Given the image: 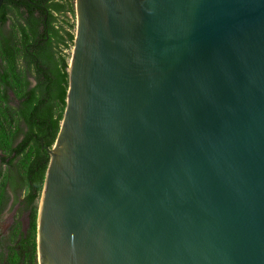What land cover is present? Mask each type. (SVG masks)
<instances>
[{"label": "water", "instance_id": "1", "mask_svg": "<svg viewBox=\"0 0 264 264\" xmlns=\"http://www.w3.org/2000/svg\"><path fill=\"white\" fill-rule=\"evenodd\" d=\"M74 7L38 264H264V0Z\"/></svg>", "mask_w": 264, "mask_h": 264}, {"label": "trees", "instance_id": "2", "mask_svg": "<svg viewBox=\"0 0 264 264\" xmlns=\"http://www.w3.org/2000/svg\"><path fill=\"white\" fill-rule=\"evenodd\" d=\"M74 0H4L0 7V213L11 205L27 212L0 245V264H38L37 210L48 150L66 104L73 46Z\"/></svg>", "mask_w": 264, "mask_h": 264}, {"label": "rangeland", "instance_id": "3", "mask_svg": "<svg viewBox=\"0 0 264 264\" xmlns=\"http://www.w3.org/2000/svg\"><path fill=\"white\" fill-rule=\"evenodd\" d=\"M67 17L69 18V21L71 23H74L76 25V16L70 15L67 13ZM74 32H75V27H74ZM71 50H72V45H69V47L64 49V53L67 54L69 57L71 55ZM39 204V200L37 202ZM15 218H18L22 221L23 224V229L26 227V222H27V212L25 211H20L19 206L16 204L15 206L10 204L7 206L6 210L3 212L1 218H0V245H5V238H3L7 230V226L9 223ZM2 235V236H1Z\"/></svg>", "mask_w": 264, "mask_h": 264}, {"label": "flooded vegetation", "instance_id": "4", "mask_svg": "<svg viewBox=\"0 0 264 264\" xmlns=\"http://www.w3.org/2000/svg\"><path fill=\"white\" fill-rule=\"evenodd\" d=\"M5 192H6V195H7L8 197H10V198L8 199V201H7V203H6V206L4 207V209L2 210V212L0 213V218H1L2 214H3V212L6 210L7 206L10 204V202H12V194H11V192H10L9 184H8V183H6V185H5ZM12 222H13V220H12V221L9 223V225L7 226L6 233L3 234V235H5V236H4L5 238H6V235L8 234V230L10 229V226H11ZM26 224H27V223H26ZM22 226H23V224H22ZM1 236H2V235H1ZM6 243H7V242H6Z\"/></svg>", "mask_w": 264, "mask_h": 264}]
</instances>
